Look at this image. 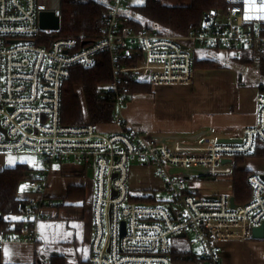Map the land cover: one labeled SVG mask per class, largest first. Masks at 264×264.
<instances>
[{"label":"built area","instance_id":"built-area-1","mask_svg":"<svg viewBox=\"0 0 264 264\" xmlns=\"http://www.w3.org/2000/svg\"><path fill=\"white\" fill-rule=\"evenodd\" d=\"M100 1L106 5V26L101 38L88 42L62 37L61 23L58 30L41 28L40 13L54 11L61 17L62 0H0V153H37L46 167L31 174L33 196L20 199L26 201L21 232L0 234V249L10 242L30 243L36 264H51L60 255L42 243L40 224L55 208L48 195L51 167L71 164L82 174L95 172L88 264H222V243L252 239L253 229L264 225V179L251 174V199L235 200V207L233 183L228 193L206 195L195 181L232 179L236 158L264 144V94L256 98L258 124L245 128L239 139L180 151L162 135L128 123L122 88L129 81L155 86L191 82L195 46L248 50L264 59V0H224L223 8L207 14L203 25L186 35L141 28L134 0ZM100 54L110 58L113 80L104 90L115 101L114 120L103 124L118 131L103 132L92 123L62 125L64 83L75 68L94 67ZM131 165L154 169L168 198L135 195ZM188 239L189 244L183 242Z\"/></svg>","mask_w":264,"mask_h":264},{"label":"crops","instance_id":"crops-1","mask_svg":"<svg viewBox=\"0 0 264 264\" xmlns=\"http://www.w3.org/2000/svg\"><path fill=\"white\" fill-rule=\"evenodd\" d=\"M228 74L231 75L229 69H198L189 83L157 85L150 92L135 94L127 101L123 116L130 125L143 132L162 135L172 148L180 151H200L215 143L237 140L245 128L258 124L259 106L256 98L263 89L260 91L241 87L234 76L229 77ZM100 130L112 133L117 132L118 128L112 124H100ZM259 147H264V144ZM255 151L248 156H243L242 163L249 159L264 161V157L254 155ZM5 154L0 153V172L20 165H12L13 161ZM24 164L28 166L27 163ZM53 167L56 169L53 170ZM137 167L146 174L156 176L152 168ZM29 168L33 172L38 171ZM143 168L150 171H144ZM239 168L251 173V169L244 167L243 164L239 165ZM83 175L78 166L55 164L49 171L48 195L57 204L64 203L69 187H86L82 183ZM230 180V178L206 176L197 178L195 186L200 193L206 195L228 193L232 190ZM152 181L149 180V182ZM212 182L217 183L215 187L206 185ZM141 191L153 192L154 189L143 186ZM32 196V192L24 196L17 194L19 199ZM63 209L58 207L48 209L47 217L41 223L42 243H45L49 249L61 248L65 240H71L73 236L76 237L75 241L83 244V239L79 236L68 237L57 233L60 229L57 230L53 222L60 217L59 213H62ZM69 249L71 252L78 253L77 246L71 245ZM223 257L224 254L222 259ZM2 264H36L35 246L26 242L7 243L2 249ZM229 264L232 263L229 262Z\"/></svg>","mask_w":264,"mask_h":264},{"label":"trees","instance_id":"trees-1","mask_svg":"<svg viewBox=\"0 0 264 264\" xmlns=\"http://www.w3.org/2000/svg\"><path fill=\"white\" fill-rule=\"evenodd\" d=\"M225 6L224 0H191L187 6L169 7L161 0H146L145 4L137 7L138 24L157 26L164 32L186 35L196 27L203 25L207 14ZM60 35L74 38L78 41H95L102 37L106 26V5L100 0H62ZM241 52V62L253 64L244 58ZM249 56V55H247ZM220 64L214 60L196 59L194 69H220ZM260 70L264 72V59L261 60ZM113 80V70L108 54H100L97 64L89 69L75 68L71 78L64 83L61 123L68 127H82L86 123L95 125L111 123L114 120V97L104 90ZM81 88L87 113L77 89ZM126 99L129 101L135 94L151 91V85L146 81H129L123 86ZM258 144L255 156L264 157V147ZM263 146V145H262ZM243 157L236 158V167L231 181L237 203H245L251 199L252 189L249 185L250 172L242 170L239 165ZM32 170L25 164L14 168H6L0 172V234H16L24 226V207L26 201L20 200L17 194L20 185L30 180ZM209 179V178H206ZM205 179V180H206ZM86 198L84 187H69L66 200L83 201ZM54 201L55 207H66ZM71 246V245H70ZM70 246H67L70 248ZM75 255L60 250V255L54 257L51 264H75L71 259ZM0 264H2V249H0ZM76 264H88V259L77 260Z\"/></svg>","mask_w":264,"mask_h":264},{"label":"rangeland","instance_id":"rangeland-1","mask_svg":"<svg viewBox=\"0 0 264 264\" xmlns=\"http://www.w3.org/2000/svg\"><path fill=\"white\" fill-rule=\"evenodd\" d=\"M146 0H134V4L136 7H141L145 4ZM163 5L169 7L176 6H187L191 3V0H161ZM196 50V58L197 59H209L214 60L220 64V69H229L230 74L229 77L234 76V78L239 82L241 87H245L249 90H262L260 94H264V72L260 70L261 58L251 54L248 50H239L237 52L234 51H220V50H208L206 48L195 46ZM244 51L245 59L252 60L254 63H242L241 62V52ZM249 55V56H247ZM197 69L194 70V72ZM148 82V81H146ZM150 83V82H149ZM151 85V90L156 87L155 85ZM78 94L81 97L84 111L87 113V107L84 100V93L81 88L77 89ZM139 94V93H138ZM5 155L13 161L12 165L24 164L27 163L29 167L42 170L46 169L44 165V159L41 155L33 152H15V151H7L4 152ZM243 164L244 167L251 169V174H259L264 175V161L261 160H247ZM136 165H131L130 168V186L132 191H134L135 195H141L143 193L152 194L157 199H167L168 195L165 191H163V184L160 179L154 174H146ZM56 168L53 167V170ZM48 170V169H47ZM143 170H149L144 169ZM150 171V170H149ZM82 183L86 187V198L83 201H69L66 200L64 207V211L59 213L58 218H56L53 222V226H57L58 234H64L65 236L76 235L83 239V244L75 238L71 240H65L64 244L59 247V250H63L68 254L74 255L76 252H71L67 245L77 246L78 253L71 259L75 264L79 258L81 259H89L90 257V245L94 238V223H93V200H94V179L95 172L93 170H87L86 173L82 176ZM149 180H153L149 182ZM202 182V181H201ZM232 182V181H231ZM152 183V184H151ZM233 183V182H232ZM149 184V185H148ZM216 182H212L206 185L210 187H215ZM22 186L23 190H22ZM151 187L154 189L153 192H145L141 191L142 187ZM76 188L82 186H75ZM69 189V188H68ZM31 188L29 187L28 182H24L20 185L19 195L24 196L25 194L31 193ZM68 193V191H67ZM25 198V197H22ZM57 210V209H56ZM58 212V211H57ZM41 226V224H40ZM78 237V238H79ZM192 235H190V238ZM184 243L189 244L188 240H183ZM73 249V248H72ZM222 249L224 257L222 259V264H264V240H255L249 239L246 241H229L222 243Z\"/></svg>","mask_w":264,"mask_h":264},{"label":"water","instance_id":"water-1","mask_svg":"<svg viewBox=\"0 0 264 264\" xmlns=\"http://www.w3.org/2000/svg\"><path fill=\"white\" fill-rule=\"evenodd\" d=\"M208 22V19H206ZM61 17L54 11H43L40 13V26L42 29L58 30L60 28ZM88 42H84L83 45ZM264 179V176H263ZM231 204L235 207V198L231 199ZM125 226V224H123ZM252 239L264 240V225L254 228L252 231Z\"/></svg>","mask_w":264,"mask_h":264},{"label":"snow or ice","instance_id":"snow-or-ice-1","mask_svg":"<svg viewBox=\"0 0 264 264\" xmlns=\"http://www.w3.org/2000/svg\"><path fill=\"white\" fill-rule=\"evenodd\" d=\"M10 163H11V161H10ZM23 187H25V186H22V190H23Z\"/></svg>","mask_w":264,"mask_h":264},{"label":"bare ground","instance_id":"bare-ground-1","mask_svg":"<svg viewBox=\"0 0 264 264\" xmlns=\"http://www.w3.org/2000/svg\"><path fill=\"white\" fill-rule=\"evenodd\" d=\"M243 234V232H241V234L240 235H242Z\"/></svg>","mask_w":264,"mask_h":264}]
</instances>
